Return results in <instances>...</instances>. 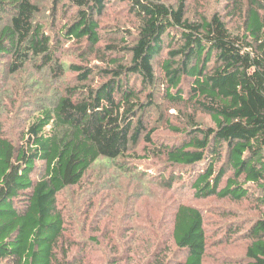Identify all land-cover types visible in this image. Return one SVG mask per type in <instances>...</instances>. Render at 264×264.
I'll use <instances>...</instances> for the list:
<instances>
[{"label":"trees","instance_id":"obj_1","mask_svg":"<svg viewBox=\"0 0 264 264\" xmlns=\"http://www.w3.org/2000/svg\"><path fill=\"white\" fill-rule=\"evenodd\" d=\"M61 1L53 0V14ZM70 1L74 17L52 36L38 20L40 0H0V66L8 59L12 74L34 68L26 105L34 114L19 142L3 135L0 121V264H60V252L69 261L57 199L80 185L96 163L137 173L140 181L128 158L137 157L132 151L142 135L152 141L155 130L143 114L154 105V60L164 47L159 63L165 96L207 114L213 123L205 126L188 115L184 128H175L185 138L181 144L150 151L165 161L166 190L182 181L180 171L189 176L196 170L190 180L197 198L240 201L252 187L264 192V0H219L217 8L199 14L192 13L190 0H117L137 17V33L130 46L111 44L104 50L97 47L102 37L96 15L108 0ZM229 23L241 29L231 30ZM72 40L87 42L95 50L91 55L111 57L109 68L102 69L104 82L91 83L93 66L62 61L64 43ZM68 72L76 73L77 85L62 87L59 81ZM44 77L55 85L45 86ZM135 77L141 88L133 85ZM40 162L44 175L34 180ZM205 225L200 208L175 204L162 252L154 250L145 259L136 247L134 263L207 264ZM242 236L248 241L243 264H264V214Z\"/></svg>","mask_w":264,"mask_h":264},{"label":"rangeland","instance_id":"obj_2","mask_svg":"<svg viewBox=\"0 0 264 264\" xmlns=\"http://www.w3.org/2000/svg\"><path fill=\"white\" fill-rule=\"evenodd\" d=\"M40 2L43 9L38 20L47 35L53 36L74 17L76 9L70 0H62L56 14L50 11L53 0ZM219 4V0H190L193 14H199L204 8L212 11ZM96 19L102 37L98 48L104 50L105 45L111 44L131 45L137 33L138 20L127 4L108 0L104 12L96 15ZM229 27L231 30L241 29L238 23H229ZM93 49L85 41H68L64 43V56L61 59L66 64L74 62L93 66L96 71L91 76V83L98 85L96 83H102L107 78L102 69L109 68L111 57H104L103 53L89 54L90 50L95 51ZM166 50L168 48L164 47L163 53L154 60L158 88L154 105L143 114L144 123L149 129L155 130L152 141L146 142L142 135L132 151L137 157L128 158L130 167L136 168L141 179L138 180L137 173L129 175L114 165L108 166L103 160L93 166L80 185L61 192L57 206L66 224L64 248L69 249L70 259L64 260L60 252V264H77L80 259H84L82 264H135L134 259L138 254L146 259L150 254L152 257L154 250L162 252L165 241L171 235L169 230L175 204L178 203L198 207L205 215L209 241L207 264H243L248 241L242 234L264 214V192L252 187L250 196L240 201L217 196L197 198L190 180L198 176L197 172L194 175L196 170L191 171L189 176L183 175L184 170L180 171L182 181H176L172 189L166 190L161 177L166 172L165 161L152 155L153 150L163 149L162 145L181 144L185 140L180 135L181 131L175 128H184L188 115H195L196 120L205 126L213 124L207 114L196 112L183 104H174L165 96L163 70L159 61ZM82 54L90 56L81 58ZM8 66V59L0 66V121L4 125L3 135L17 143L23 126L34 114L33 109L26 106L27 99L31 97L28 87L34 68L28 65L24 71L12 74ZM43 73L46 75L47 71L43 70ZM75 78L76 73L68 72L59 84L62 87L67 83L75 86ZM42 81H46L47 87L55 85L50 77H44ZM141 81L135 77L133 85L141 88ZM221 164L218 163L217 168ZM44 167L41 162L37 164L34 180L43 177ZM230 174L228 172L226 176ZM225 181L226 178L221 186L225 185ZM148 238H153V242ZM136 247L140 248L138 254L134 252Z\"/></svg>","mask_w":264,"mask_h":264}]
</instances>
